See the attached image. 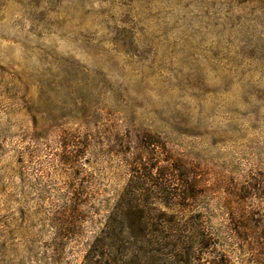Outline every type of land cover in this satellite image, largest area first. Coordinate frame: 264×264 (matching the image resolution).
<instances>
[{"label": "rangeland", "instance_id": "obj_1", "mask_svg": "<svg viewBox=\"0 0 264 264\" xmlns=\"http://www.w3.org/2000/svg\"><path fill=\"white\" fill-rule=\"evenodd\" d=\"M113 209L154 251L99 264H264V0H0V264H85Z\"/></svg>", "mask_w": 264, "mask_h": 264}, {"label": "trees", "instance_id": "obj_2", "mask_svg": "<svg viewBox=\"0 0 264 264\" xmlns=\"http://www.w3.org/2000/svg\"><path fill=\"white\" fill-rule=\"evenodd\" d=\"M124 136L128 138L130 136V133L127 135L125 133ZM133 137L136 138V141L131 140L127 142H129L128 145L132 143L136 145V149L139 155L141 154L154 155V152L160 146L164 150L163 145L160 144L159 142V138L154 137V135H151L149 133H144V132L142 133L137 132L135 136L133 135L129 137V139H132ZM68 147H70L71 150H75V145L73 144H70V146ZM73 158L74 157L67 156L61 161V164L67 165L69 163L71 165L73 163ZM140 160L141 159H139V161ZM130 177L131 178L129 179V184L131 185L134 183V181L138 180L139 178L138 176H136L135 170H133V173L130 175ZM71 192H73V190H71ZM82 194H84L83 191H81L80 196H82ZM78 206L79 204L76 205L74 201H72V205L69 204V205L64 206L67 209L71 220L73 219L74 216H76V213H78V210H79ZM131 215H133V212L122 213V212H117V210H114V209L113 211H111V213L107 216L104 226L98 229L97 233L95 234L93 238V242L89 246L88 253L86 254L85 259H84L85 264H99L101 256L105 254V251H104L105 249H109L111 251H119V252H122V251L127 252L128 250L135 249L134 253H143V254H148L151 251H154L153 249H151V247H146L145 245H142L139 247H134V246L124 247L123 245L122 246L116 245V242H120L118 239L123 238V237H126L128 240L130 239L136 240V238L143 237L144 231L141 232L138 230L137 231L138 233L136 232V225L138 226V224H135L134 221L131 220L130 218ZM67 223H70V222H67ZM108 241H110V243ZM185 244L186 243L184 241H181L179 245L173 246V251H176V252L185 251L186 254L193 255L194 252L192 251L190 252L188 248H185ZM199 245L202 247V242H200ZM189 257L191 260L194 259L193 256H189ZM212 264H217V262H213Z\"/></svg>", "mask_w": 264, "mask_h": 264}]
</instances>
